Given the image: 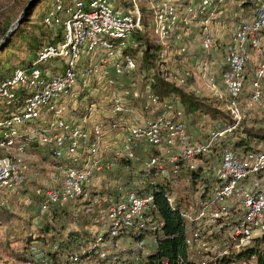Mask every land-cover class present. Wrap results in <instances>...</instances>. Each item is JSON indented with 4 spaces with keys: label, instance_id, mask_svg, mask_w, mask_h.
Masks as SVG:
<instances>
[{
    "label": "built area",
    "instance_id": "built-area-1",
    "mask_svg": "<svg viewBox=\"0 0 264 264\" xmlns=\"http://www.w3.org/2000/svg\"><path fill=\"white\" fill-rule=\"evenodd\" d=\"M145 1L147 6L140 0L51 2L44 23L62 28V39L44 45L31 64L0 81V105H15L0 121V201L30 187L27 157L32 144L49 154V160H39L45 177L33 187L42 211L81 201L98 205L100 196L94 191L101 175L117 160L135 159L139 149L152 146L160 154L150 155L147 167H156L163 176L172 173L176 191L183 187L177 177L181 168L203 167L204 175L214 178L208 194L203 197L206 188L200 185L190 208L182 212L190 230V258L210 264L264 237V143L237 152L225 142L244 130L250 110L264 126V0L256 1L253 18L234 22L221 42L214 22L225 13L227 0ZM146 40L159 47L149 73L139 72ZM194 46L199 75L231 118L228 125L217 123L204 139L193 137L175 101L161 100L149 88L159 74L192 89L189 81L196 75L187 63ZM169 50L173 56L164 60ZM140 83L146 84L143 90ZM114 132L120 135V147L104 144ZM177 195H169V202ZM156 208L152 193H124L108 206L109 227L96 235L91 250L99 248L105 264H117L126 253L120 242L126 237L135 239V250L149 253L156 239L147 244L139 237L163 226L154 217ZM212 220L221 234L211 240L202 230L208 231ZM27 264L56 263L33 256ZM237 264H257L256 256Z\"/></svg>",
    "mask_w": 264,
    "mask_h": 264
},
{
    "label": "trees",
    "instance_id": "trees-1",
    "mask_svg": "<svg viewBox=\"0 0 264 264\" xmlns=\"http://www.w3.org/2000/svg\"><path fill=\"white\" fill-rule=\"evenodd\" d=\"M52 1L43 0L42 12L37 15L36 23H31L33 26L32 31L20 26L6 40L4 45L7 46L5 49L13 51L18 46L15 37H19V34L21 36L24 35L25 38L19 37V39H22L20 50L25 48L24 43L26 42L27 47L31 49L32 57L28 61L25 60L21 64L7 68L0 64V81L10 77L17 67L31 64L37 56L38 51L44 45L56 44L62 39V28L56 30L55 28L46 26L44 23V16L50 8ZM71 1L65 0L66 4H70ZM40 3L41 0H35L29 12L35 10ZM241 5L245 11V16L241 18L250 19L248 10H253L256 0H244ZM232 20L235 22L242 21V19L239 20V17L236 18V16ZM7 31L8 28L4 30L3 35ZM143 45V51L139 56V72L145 70L149 73V70L154 66L158 58L159 47L149 40H146ZM11 46L13 49H11ZM124 79L125 81H130L127 77ZM149 82V88L153 94L157 95L161 100L170 99L177 103L182 114V121L187 126L190 127L197 124L204 118H208L210 129L219 122L225 125L231 123L230 115L224 109V102L222 100L216 97L202 96L193 90V88L188 89L184 86H177L161 78L159 74H154V80ZM145 86L146 84L140 83L138 88L143 90ZM127 87L126 83L124 88ZM22 101V99L19 100L16 105H21ZM139 102L137 103L139 104ZM14 109L15 105L13 104L0 105V121L7 118ZM256 122L249 123L246 120L244 130L235 132L225 142L231 144L232 148L237 152L255 149L258 144L264 143V126L261 121L258 120ZM152 154L158 155L160 152L152 146H144V148L136 152L135 159H119L118 165L116 164L117 166L101 175L102 184L98 185V190L94 191V194L98 196H103L102 194L104 193H100L102 189L106 193V199L103 204L105 208H108L110 203L118 200L121 195L128 191H135L142 196L150 193L155 195L157 208L154 211V217L157 220L163 221V226L158 232L142 235L139 238L154 236L156 242L151 244L149 253H143L142 250H133L130 253L126 252L117 264H199L190 258L186 242L190 230L185 218L182 216V212L190 208L193 203L192 193L198 190L200 185H204L206 188L203 197L208 194L214 178L206 177L203 167L195 171L181 168L182 172L177 177L183 180V187L187 190L186 193L181 194L180 190L183 187L179 191L175 190L172 173H169L168 176H163L156 167H147L146 161ZM27 191L26 188L21 190L20 193L25 192L23 194L25 196ZM175 192L178 195L175 201L170 203L168 196ZM29 196L35 200V205H38V207L33 206L34 208L31 209V214L28 218L29 223L32 224L33 231L29 230L25 232L27 242L24 253L27 261L31 257L38 255L39 257L48 256L56 264H105L100 258L99 248L91 250V245L95 242L97 235L92 234L89 229L90 224L95 221V212H93L95 205L92 208L89 201H81L65 206L55 205L49 210L42 211L40 198L34 192ZM0 204L6 205V203H1V201ZM89 207L91 211H88ZM74 222L77 226L75 228L72 227V223ZM15 227L14 229H16ZM206 231V229L202 230L204 236L208 234ZM220 234L221 232L216 226L214 232L209 237L206 236V238L211 240L217 239ZM263 245L264 237H257L253 246L242 252L219 258L210 264L238 263L241 259L250 258L252 255L256 256L257 264H264ZM33 246L37 248L36 252L32 251L31 248ZM75 256L79 257L76 262L74 260Z\"/></svg>",
    "mask_w": 264,
    "mask_h": 264
},
{
    "label": "rangeland",
    "instance_id": "rangeland-1",
    "mask_svg": "<svg viewBox=\"0 0 264 264\" xmlns=\"http://www.w3.org/2000/svg\"><path fill=\"white\" fill-rule=\"evenodd\" d=\"M31 0H0V39L3 38V33L6 28L9 29L12 23L16 21V19L21 15V13L25 10V8L28 6ZM244 0H227V6L225 8V13L223 16L227 15L229 17L228 23L232 22L234 16L239 17V20H245L247 18H241L245 16V11L242 9V3ZM257 1V0H256ZM35 2V1H34ZM140 2L144 5L147 6V1L145 0H140ZM256 5L254 6L253 10H248V15H250V19L254 17V10H255ZM30 9V8H29ZM26 12V16L24 18L23 23L20 25L21 27L32 31L33 26L31 23H36V18L37 15L40 14L43 10V0H41V3L36 7L35 10H31L29 12ZM222 16V15H221ZM220 16V17H221ZM217 20V29H218V34L217 36L219 37V41L221 42L226 38V31H228L226 28L223 27V20ZM235 22V21H233ZM232 22V23H233ZM226 23V26L228 28L231 27V24ZM20 26L17 28L19 29ZM19 37L25 38V36H21L19 34ZM19 37H15L16 44L18 45L13 51L6 50V46L4 45L5 42H3L0 45V64L7 68L9 66H16L18 64H21L25 60L28 61L29 58L32 57L31 49L27 47V43H24L25 48L21 49V42L22 39H19ZM11 49L13 47L11 46ZM192 55L188 56V63L187 66L188 68L193 71L196 75L195 81H190L192 84L193 90L197 91L200 95L205 96V97H213L210 93V86L208 83L199 75V70H198V55L195 52L196 50L193 49ZM172 51L169 50L167 56L164 57V60H168L171 58ZM176 64V62H175ZM172 65L175 67L176 65ZM250 114H252L251 117H254V115L257 116L255 111H249ZM258 118V117H257ZM208 118L202 119L200 122V132L203 138L206 137L207 132L210 130L209 128V121L207 120ZM249 123H255L256 121L258 122V119L256 118H250L247 120ZM260 121V120H259ZM256 122V123H257ZM193 137L194 134L191 131ZM200 135V136H201ZM196 138V137H195ZM38 141V140H37ZM104 144L112 145L114 147H120L121 145V138L120 135L116 134L115 132L110 134L108 137L104 138ZM45 148H42L41 146H37L36 144H32L30 146V154H28L27 157V163L28 167L30 168L31 171V178L32 182L30 184V187L27 188L26 195L25 192H22L20 194H15V195H9V197L6 199V205L0 204V264H27V257L24 253V249L26 246V233L27 231L32 229V224L29 223V216L31 214V209L34 208L36 205L35 200L29 196L33 192V187L39 183L40 180H42L43 177H45V174L39 170V165L41 161L38 163H35L33 161V156L34 155H39V157L42 158V160L47 159L49 160L48 155L46 154L47 151H45ZM119 163V160L116 161V164ZM118 165V164H117ZM116 165V166H117ZM102 184L101 178L98 181V185L100 186ZM187 190L183 189L180 190L181 194L186 193ZM103 196L100 195V200L101 202L95 207L92 208L94 209L93 212H95V218L93 223L90 224L89 229L91 230L92 234L96 235L98 233H105L109 227V221L107 217V208L103 206L104 200L106 199V193L103 192V189L100 192ZM34 206V207H33ZM38 207V205L36 206ZM15 216V217H12ZM31 222V221H30ZM15 226L19 227L16 228ZM217 223L212 220L210 223H208V228H210L207 231V237H209L211 234V228H216ZM14 227L16 229H14ZM72 227L75 228L76 223H72ZM155 239L154 236H147L145 237V240L148 244L153 242ZM120 242L123 244V249L121 252H128L134 249L135 245V239H129V238H124L121 239ZM264 248V245H263ZM35 255V254H34ZM37 258L39 257L38 255H35ZM232 264H237V262H234Z\"/></svg>",
    "mask_w": 264,
    "mask_h": 264
},
{
    "label": "crops",
    "instance_id": "crops-1",
    "mask_svg": "<svg viewBox=\"0 0 264 264\" xmlns=\"http://www.w3.org/2000/svg\"><path fill=\"white\" fill-rule=\"evenodd\" d=\"M224 14H222V19L221 20H223V27L224 28H226L228 31L230 30V28H228L227 26H226V23H228V19H229V17L227 16V15H225V16H223ZM220 17V18H221ZM232 18H234V17H232ZM219 20V19H218ZM217 22L218 21H215L214 22V29L216 30V33L218 34V29H217ZM233 22V21H232ZM232 22H230V23H232ZM230 23H228V24H230ZM234 24V22L231 24V26ZM226 33H227V31H226ZM193 49H195L196 51V53H198V50L196 49V47L194 46V48ZM179 64V63H178ZM220 70L221 69H218L217 70V72L219 73L220 72ZM195 81V79H191L190 81ZM251 111H254V110H251ZM257 114V113H256ZM252 116V114H250L249 113V117H248V119H250V118H256V119H258V120H260L259 119V117L258 116H256V115H254V117H251ZM258 117V118H257ZM199 126H200V122L199 123H197V124H194V125H192V126H190L189 128L191 129V131L193 132V134H194V136L196 137V138H199V139H204L203 137H202V135H201V130H200V128H199ZM210 129V128H209ZM201 135V136H200ZM45 151H47V149L45 150ZM47 155H48V157H49V154H48V152L46 153ZM40 159H42L41 157H39V155H34L33 156V161H35V163H38L39 162V160ZM45 160H47V159H45Z\"/></svg>",
    "mask_w": 264,
    "mask_h": 264
},
{
    "label": "water",
    "instance_id": "water-1",
    "mask_svg": "<svg viewBox=\"0 0 264 264\" xmlns=\"http://www.w3.org/2000/svg\"><path fill=\"white\" fill-rule=\"evenodd\" d=\"M35 0H31L25 10L21 13V15L16 19L14 23L11 24L8 31L5 33L2 39H0V45L5 42L15 31L16 29L23 23L24 18L26 16V12L32 5L34 4Z\"/></svg>",
    "mask_w": 264,
    "mask_h": 264
}]
</instances>
